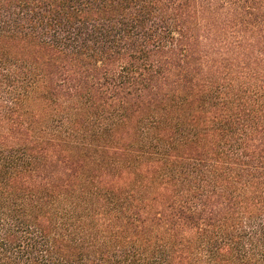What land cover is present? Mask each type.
Instances as JSON below:
<instances>
[{"label":"trees","instance_id":"trees-1","mask_svg":"<svg viewBox=\"0 0 264 264\" xmlns=\"http://www.w3.org/2000/svg\"><path fill=\"white\" fill-rule=\"evenodd\" d=\"M0 264H264V0H0Z\"/></svg>","mask_w":264,"mask_h":264}]
</instances>
